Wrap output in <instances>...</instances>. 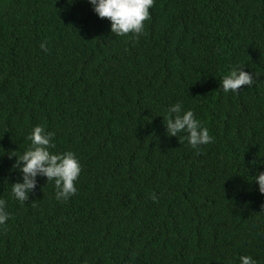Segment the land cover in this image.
I'll list each match as a JSON object with an SVG mask.
<instances>
[{
	"label": "trees",
	"instance_id": "16d2710c",
	"mask_svg": "<svg viewBox=\"0 0 264 264\" xmlns=\"http://www.w3.org/2000/svg\"><path fill=\"white\" fill-rule=\"evenodd\" d=\"M0 264H264V0H0Z\"/></svg>",
	"mask_w": 264,
	"mask_h": 264
}]
</instances>
